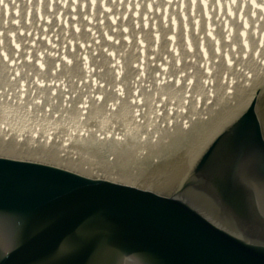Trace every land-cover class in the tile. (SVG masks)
Wrapping results in <instances>:
<instances>
[{"label": "bare ground", "instance_id": "bare-ground-1", "mask_svg": "<svg viewBox=\"0 0 264 264\" xmlns=\"http://www.w3.org/2000/svg\"><path fill=\"white\" fill-rule=\"evenodd\" d=\"M132 6L136 8L134 17L126 13ZM99 13L102 14V25L95 20ZM125 13L127 17L124 19L121 15ZM83 14H87L86 21ZM4 18L9 23L4 27L7 32L15 29V24H19L20 28L38 29L35 25L38 22L45 26L43 35L48 34V28L56 26L55 35L61 37L54 42L57 45L62 46L67 42L65 45L70 43L73 46L77 39L89 41L91 45L83 49L76 48L72 52L55 46L52 55L42 53L43 65L49 70L42 64H39L41 69L38 67L36 70L30 58H23L22 51L13 55L9 49L8 55L13 57L8 56L6 60L0 58V127L3 120L9 121L11 128L3 126L0 135L3 134L5 138L12 136L16 143L21 138L26 142L21 146H3L0 143V150L51 161L61 158L63 162L89 174L102 170L116 173L121 179L132 182L138 178L147 179L153 185L175 182L189 168L204 143L233 118L252 95L250 91L260 80V74H254V70L259 68L256 64L261 65L259 70L264 72V0H0V21ZM135 18L137 28H134L132 22ZM10 19L18 21L10 24ZM59 25L61 27H57ZM122 25L129 30L126 41L117 39L112 44L111 41L122 36V31L117 29ZM84 26L89 28L84 29ZM101 26L117 28L105 38L99 35ZM96 28L99 31L96 33L99 43H94L90 37L91 33L95 34ZM137 31L141 32L140 37L146 41L142 59L138 58L139 54L134 47L133 37ZM12 37L15 43L28 40V37L19 34ZM100 37L103 39L100 40ZM1 39V48L13 47L8 44L9 37L3 35ZM35 43L39 44V48L37 45L31 47L34 51L47 48L40 39ZM154 44L157 48L153 51V54L156 53L154 63L158 58L163 60V64L158 61L159 68H162L160 75L163 76L158 78V82L152 76L155 68L145 59L149 50L155 49ZM169 44L172 49H169ZM24 46L26 44L22 43L19 50ZM82 51H88L90 58L110 53L117 60L118 73L98 77L97 80L104 82L102 86L97 85L96 77L95 84H91L89 75L92 73L89 67L92 68L95 62L90 64L87 60V65L83 62L84 66H88L85 72L81 70L80 74L73 73L74 68L82 66L81 61L89 58L87 53L84 58L79 59L81 55L77 58ZM201 60L203 62L200 63ZM207 60L211 61L210 69L205 63ZM133 61L137 65H131ZM55 63L59 64L53 68ZM19 64L24 65L25 70ZM138 65L141 66L137 69ZM137 70L143 74L139 83L133 79ZM241 70L244 72L243 79ZM63 71V76L57 75ZM27 72L31 74L27 75ZM232 76L241 84L234 85L237 82L233 81ZM117 77L118 86L123 85V89L119 87L112 91L116 88H111L115 85L112 80ZM187 78H192L193 82L185 83ZM176 79L178 84H175ZM59 84L67 87V91L63 92ZM158 85L166 86L163 90ZM137 87L139 90L136 94L133 89ZM31 88L35 90L33 93ZM45 88L48 90L45 91ZM70 90L79 92L80 96L72 98ZM145 92L149 93L145 95ZM98 93L101 97L97 98ZM138 96L139 99H136ZM131 97L135 104L125 106L126 103H132L129 100ZM92 98L95 104L91 103ZM159 98L161 103H157ZM48 99H55L52 105L56 107V115H53L52 108L45 109ZM75 100L86 102L87 106L83 107H92V110L86 109L84 114L78 112ZM141 100L146 102L145 111L142 110L144 105L139 106L143 104ZM63 101L68 103L65 108ZM115 101L120 102V107L109 109L110 102ZM39 104L43 105V109ZM95 105H100V108ZM164 106L167 112L161 109ZM68 107L71 108L69 112L66 110ZM145 116L143 123L134 122ZM102 119L120 127V140L107 136L101 139V131L107 124L96 130L92 125L101 124ZM33 129L36 133L31 136ZM142 130L148 133L139 137ZM61 134L73 138L77 152L75 159L64 158L56 150L47 151L43 148L44 139L51 143L52 135ZM88 139L91 142L85 145ZM101 143L107 145L109 152L99 151L97 146Z\"/></svg>", "mask_w": 264, "mask_h": 264}, {"label": "water", "instance_id": "water-1", "mask_svg": "<svg viewBox=\"0 0 264 264\" xmlns=\"http://www.w3.org/2000/svg\"><path fill=\"white\" fill-rule=\"evenodd\" d=\"M260 80L171 184L112 179L61 158L0 151V264H264ZM102 121L92 125L107 124L101 139L122 138L119 126ZM60 144L53 136L49 147L70 158ZM97 147L109 152L105 143Z\"/></svg>", "mask_w": 264, "mask_h": 264}, {"label": "rangeland", "instance_id": "rangeland-1", "mask_svg": "<svg viewBox=\"0 0 264 264\" xmlns=\"http://www.w3.org/2000/svg\"><path fill=\"white\" fill-rule=\"evenodd\" d=\"M145 5H146V3H145ZM126 6V5H125ZM135 10H136V8L135 7H130L127 11H126V13H129L130 15H132V17H134V12H135ZM126 13L125 14H122L121 16L122 17H124V19L127 17L126 16ZM86 15L87 14H83L82 15V17H83V19H84V21H86ZM102 14L101 13H99V15H98V18L97 19H95L96 20V23H98L99 22V25H102L101 23H102ZM117 17H120V16H117ZM22 18L24 19V15H22ZM108 18H109V16H108ZM6 18H4L3 19V21H0V25H1V29H0V43L2 42V39H1V36H6V37H9L10 39H9V42H8V44H11V45H13V47H9V48H1V45H0V58L1 59H3V60H6L7 58H8V56H11V54H9L8 55V52H10L9 51V49H11L12 50V53H13V55H16L17 54V51H18V53H20L21 51L24 53L23 54V58H27V60L29 59L30 61H32V65L33 66H35L36 65V70H38V67L40 68V66H39V64H42V66H44L45 68H46V70L48 69L47 67H46V65H43V61H42V53H45V52H47V54H50V55H52V53L51 52H54V47L55 46H57V47H60V50L62 49L63 51H70V52H72V51H74V50H76V48H80V49H83V48H85V47H88V46H90L91 45V42H89V41H85L84 39H77L78 41L77 42H73L74 43V45L72 46V45H70V43H69V45H65L67 42H65V43H63L62 44V46H64V47H62V46H60V45H57V43H54L55 41H57V39L59 40L61 37L60 36H58V35H55V31H56V26H53L51 29L50 28H48V34L47 35H43V27H45V26H43V24H39L38 22H35V25L37 26V28L38 29H33V28H28V29H26L25 27L23 28V27H21L20 28V26H19V24L17 25V24H15L14 22H17L18 21V19H10L9 21H10V24L12 23H14L17 27L15 28V29H10L11 31H8L7 32V30H5L4 29V27L6 26V24H9V23H7L6 21L7 20H5ZM110 19V18H109ZM108 19V20H109ZM136 18L132 21L133 22V26H134V28H137V23H136ZM61 24V23H60ZM62 25V24H61ZM61 25H59V26H57V27H61ZM71 25H74V23H72ZM3 27V28H2ZM73 28V30H74V27H72ZM71 28V29H72ZM85 28H89V26H84V29ZM117 28V27H116ZM116 28L114 27V26H112V27H108V28H104V27H102L101 26V29L102 30H99L100 31V36L101 37H105L106 38V35L108 34V33H112V32H115L116 31ZM128 27L127 26H124V25H122V26H120V28H117L118 30H120V31H122V36L121 37H117L116 39H114V41H111V43L112 44H115L116 42H117V39L119 40V39H122V40H125L126 41V39H127V36H128V33H129V30L127 29ZM189 28V27H188ZM147 29V28H146ZM145 29V30H146ZM96 30V32H95V34H93V33H91L90 34V37H91V41H93L94 43H99V38H97L96 39V36H97V32H99V31H97V28L95 29ZM92 32H94L93 30H92ZM14 34H19V36H26V37H28V40L26 41V40H23L22 42H20V41H17L16 43L15 42H13L12 40V36L14 35ZM63 34H67V32H64ZM140 34H141V32L140 31H137L136 32V35L133 37L134 38V47H135V49H137V52H138V54H139V56H138V58H140V59H142L143 57V53H144V50H146V48L144 47L145 46V43H146V41L142 38V37H140ZM45 36H46V38H45ZM100 37V40H102L103 38H101ZM113 37V36H112ZM63 39H64V37H62ZM71 37H68V39H70ZM152 38H153V36H152ZM37 39H40V40H42L43 41V43H44V45H46L47 46V48H43V49H37V50H35L34 51V49L33 48H31V47H35L36 45L38 46V48H39V44H37V43H35V41L37 40ZM153 40H154V38H153ZM152 40V41H153ZM22 43L23 44H26V47L24 46V48L22 49V50H19L21 47H22ZM34 43V44H33ZM153 43H155V41H153ZM30 44H33L32 46H30ZM75 44H76V46H75ZM89 44V45H88ZM156 44V43H155ZM153 45V48H155V49H152V50H149V53L147 54V57L145 58L146 59V61H150V64L155 68V69H153V71H152V76H153V78L155 79V80H157V82L159 81V77H163L162 75H160V68H159V63H158V61L159 62H161L162 64H163V60L161 59V58H158V60L156 59V61H155V63H154V56H156V53H154L153 54V51L154 50H156L157 48H156V45ZM170 46H168L169 47V49H172V47H171V44H169ZM49 49V50H48ZM51 49V50H50ZM59 49V48H58ZM151 49V48H150ZM185 49V48H184ZM103 50V49H102ZM186 50V49H185ZM56 51H58V50H56ZM88 52V51H87ZM87 52H84V51H82V52H79L78 53V56H77V58L79 57V59L80 58H84V56H85V54L87 53ZM7 54V55H6ZM37 55L38 56V58L36 59L35 58V56H32V55ZM110 53H108L107 54V56H103V57H100V56H97L98 58H90V54H88L87 53V55L89 56V58L88 59H84L83 61H81V65L82 66H78L77 68H74V72L73 73H81L82 71L81 70H83V72H85L86 71V68H88V66L86 67V66H84V65H87L86 64V62H88V61H90V64H92L91 62H95L93 65H92V68H90L89 67V72L90 73H92V74H90L89 76H91L90 77V83L91 84H95V77H96V81L98 82L97 83V85H100L101 84V86L104 84V82H102V81H99V80H97V78L98 77H101L102 76V74H111V75H113V74H115V73H118V70H117V60L115 61L114 59H113V55H109ZM49 55V56H50ZM106 55V54H105ZM112 58L113 59V61L109 58ZM13 56H11V58H12ZM17 58H19V59H21L19 56H16ZM151 57H153V58H151ZM222 57H223V60H225V57H224V55H222ZM40 58V59H39ZM194 58V57H193ZM90 59V60H89ZM200 59H203V60H205V58H200ZM86 60V61H85ZM88 60V61H87ZM103 60H106V61H103ZM203 60H201L200 61V63L201 62H203ZM20 61V60H19ZM42 61V62H41ZM103 61V62H102ZM109 63H108V62ZM16 62V61H15ZM41 62V63H40ZM83 62H85L84 63V65H83ZM211 61H209V60H207V61H205V63L206 64H208V66H209V68L208 69H210V68H212V66H211V63H210ZM79 63H80V61H79ZM199 63V64H200ZM59 63H55L54 64V66H52L53 68L55 67V66H57ZM137 65V63H135L134 61H133V63L131 64V65ZM198 64V65H199ZM13 66H16L15 65V63H13L12 64ZM19 65H22V64H19ZM19 65H18V67H19ZM202 66H203V64H201ZM9 66V65H8ZM22 66H24V65H22ZM139 66H141V65H138V67H137V69L139 68ZM163 66H165V65H163ZM190 66V65H189ZM256 66H259V68H260V66L261 65H259V64H256ZM167 68H168V66H167ZM259 68L257 69V71L256 70H254L255 72H254V74L255 73H258V74H260V78H264V72H260V70H259ZM41 69V68H40ZM136 69V68H135ZM162 69V68H161ZM49 70V69H48ZM168 70H169V68H168ZM190 70H193V68L192 69H189V71ZM54 71V70H53ZM138 71V70H137ZM211 71V70H210ZM209 71V72H210ZM49 73V72H48ZM50 73H52V70L50 71ZM64 71H63V73H60V74H58L59 76H63L64 75ZM184 73V72H183ZM242 73H244L242 70H241V73L240 74H242ZM253 73V72H252ZM29 74H31L30 72H27V75H29ZM52 75V74H51ZM88 75V74H87ZM143 74H142V72H140V71H138L137 72V74L136 75H134V78L133 79H137L138 81V83H139V78L142 76ZM46 77H47V73H46V75H45ZM44 76V77H45ZM70 76H72V75H70ZM122 77H124V76H122ZM121 77V78H122ZM185 77H187V75H185ZM84 78H85V76H84ZM169 78H171V77H169ZM241 78H243V74H242V76H241ZM56 79H58V78H56ZM56 79H55V81L54 82H56ZM123 79V78H122ZM39 80V79H38ZM237 79H235V77H233V81H236ZM112 81H114L115 83L116 82H118V77L115 79V80H112ZM125 81V80H124ZM192 81H193V79L192 78H190V79H188L187 78V84H190V83H192ZM36 82V81H35ZM86 82V81H85ZM87 83V82H86ZM122 83H123V81H122ZM179 82H178V79H176V81H175V84H178ZM135 84H136V82H135ZM141 84V83H140ZM62 85V86H61ZM137 85V84H136ZM142 85V84H141ZM59 86L61 87L60 89L64 92V91H67V87L65 88L64 86H63V84H59ZM66 86V85H65ZM119 87H121V89H123V85H119V86H117V88H119ZM17 90H18V88H17ZM85 93H87V91L85 92ZM121 94L123 93V91L121 90V92H120ZM72 95V94H71ZM101 97V95L98 93V95H97V97ZM72 98H74V97H72ZM54 100L55 99H52L50 102H52V104H53V102H54ZM80 101L81 100H79V101H77V103H76V105H77V107H78V109H80V111L82 112V114H84L85 112H86V109H89V110H92V107H83V106H87V103L86 102H84V103H80ZM130 101H132L133 103H134V100H133V98L131 97L130 98ZM79 102V103H78ZM114 103H116V102H110V104L111 105H113ZM50 105L49 106V108H52L53 109V112H54V114L53 115H56L57 114V110H56V107L55 106H53V105ZM63 104V108H65V106H67L68 105V103H62ZM116 104H118V103H116ZM97 108H100V105H98L97 106ZM109 108H115L114 107V105L112 106V107H109ZM59 109H60V107H59ZM66 110H68V112L71 110V108L70 107H68ZM82 116H84V115H82ZM52 137H53V135L51 136V140H52ZM8 140H10L9 138H8ZM10 143V145L11 144H13L14 142H9ZM6 144H8V143H6V142H4V143H2V145H6ZM45 146L46 147H44L45 149H47V150H52V148L51 147H49L48 145H49V143H48V141H46L45 142ZM67 144H70V141L69 140H67V139H64V140H62L61 141V144L60 145H67ZM6 152H8L7 150H5ZM73 151V153H74V149L72 150ZM71 156H74V155H71ZM97 174H103V175H108V176H110L111 178H114V179H121L119 176L120 175H118V174H116V173H112V172H104V171H102V170H100V172L99 173H97Z\"/></svg>", "mask_w": 264, "mask_h": 264}]
</instances>
